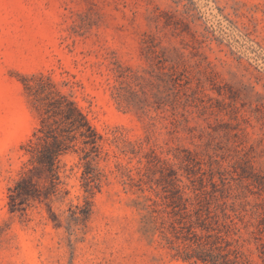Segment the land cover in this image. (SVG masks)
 I'll use <instances>...</instances> for the list:
<instances>
[{
    "label": "rangeland",
    "instance_id": "rangeland-1",
    "mask_svg": "<svg viewBox=\"0 0 264 264\" xmlns=\"http://www.w3.org/2000/svg\"><path fill=\"white\" fill-rule=\"evenodd\" d=\"M26 85L100 149L88 184L69 153L57 197L10 212ZM190 224L264 264V0H0V264H205Z\"/></svg>",
    "mask_w": 264,
    "mask_h": 264
},
{
    "label": "trees",
    "instance_id": "trees-1",
    "mask_svg": "<svg viewBox=\"0 0 264 264\" xmlns=\"http://www.w3.org/2000/svg\"><path fill=\"white\" fill-rule=\"evenodd\" d=\"M25 88L39 111L40 122L22 146L27 158L18 179L8 188L10 212L25 211L30 201L42 203L56 198L58 187L62 184L61 174L65 172L63 158L69 153H78V150L82 153V179L88 184L93 177L91 163L99 156L100 149L101 136L74 101L64 95L42 98L40 95L44 87L41 85H26ZM208 213L199 227L206 224ZM192 229L190 224L188 231L196 247L192 253L184 252L185 259L195 258L205 264H252L241 251L239 241L235 248H231V243L218 231L201 235Z\"/></svg>",
    "mask_w": 264,
    "mask_h": 264
}]
</instances>
